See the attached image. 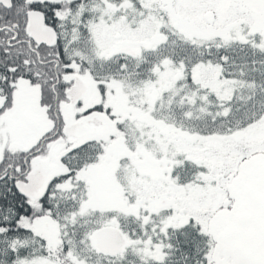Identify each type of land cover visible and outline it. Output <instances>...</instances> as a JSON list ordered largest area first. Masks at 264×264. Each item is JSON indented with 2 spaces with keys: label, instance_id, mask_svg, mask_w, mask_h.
Segmentation results:
<instances>
[{
  "label": "snow or ice",
  "instance_id": "obj_1",
  "mask_svg": "<svg viewBox=\"0 0 264 264\" xmlns=\"http://www.w3.org/2000/svg\"><path fill=\"white\" fill-rule=\"evenodd\" d=\"M0 264H264V0H0Z\"/></svg>",
  "mask_w": 264,
  "mask_h": 264
}]
</instances>
